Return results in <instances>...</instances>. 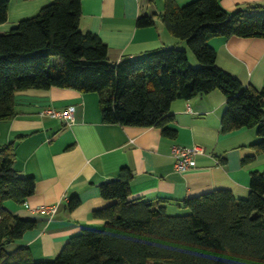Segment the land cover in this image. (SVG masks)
I'll list each match as a JSON object with an SVG mask.
<instances>
[{"label": "trees", "instance_id": "obj_1", "mask_svg": "<svg viewBox=\"0 0 264 264\" xmlns=\"http://www.w3.org/2000/svg\"><path fill=\"white\" fill-rule=\"evenodd\" d=\"M8 0H0V25L7 21ZM220 0H195L178 6L163 0L159 16L166 32L184 42L198 67L189 65L184 50L152 51L112 64L107 46L90 33H81L80 0H51L35 15L21 19L0 33V121L16 116L17 92L62 88L97 95L101 121L108 125L157 128L174 138L170 104L215 90L225 99L220 131L229 134L256 129L250 163L264 155V82L261 89L243 86L215 64L212 38L264 39V11L256 5L223 11ZM151 17L136 20L153 25ZM13 143L0 147V264H264V173L250 174L248 196L238 200L219 190L186 198L179 207L187 214L169 216L166 202L131 199L132 174L119 171L116 180L99 185V195L110 202L92 211L102 229H83L71 237L52 260H34L30 249L9 245L34 229L5 207L23 203L34 193L35 180L13 168ZM79 204L71 199L68 209Z\"/></svg>", "mask_w": 264, "mask_h": 264}, {"label": "crops", "instance_id": "obj_2", "mask_svg": "<svg viewBox=\"0 0 264 264\" xmlns=\"http://www.w3.org/2000/svg\"><path fill=\"white\" fill-rule=\"evenodd\" d=\"M185 6L195 0H174ZM7 21L0 33L14 28L24 18L35 15L51 0H8ZM258 5L264 0H220L228 13L239 7ZM163 0H80L79 30L97 36L107 47V61L138 58L146 53L176 47L186 52L187 45L166 32L159 16ZM151 17L149 27H138L136 20ZM214 49L218 68L243 86L259 90L264 82V39L220 38L208 41ZM189 65L198 67L186 52ZM16 116L0 121V147L13 143V168L22 177L35 180L34 193L23 203L6 202L13 214L35 221L34 229L7 247V253L19 247L30 249L34 260L54 259L64 244L83 229L102 226L92 211L110 204L99 195V185L116 180L127 169L133 178L130 198L147 202H166L170 216L187 213L180 208L186 198L226 190L238 200L248 196L250 174L264 173V155L250 163L251 146L258 140L256 129L241 128L222 134L221 115L225 99L219 91L190 100L176 99L169 108L172 121L167 128L174 138L164 137L157 128L108 125L101 121L96 94L71 89H28L14 97ZM264 104V101H263ZM74 108V120L63 125L59 120L42 117L43 108L60 111ZM202 153L194 156L193 168L173 171L172 146L192 147ZM71 199L79 204L68 209ZM54 207L53 213L39 211ZM6 250V249H5Z\"/></svg>", "mask_w": 264, "mask_h": 264}, {"label": "built area", "instance_id": "obj_3", "mask_svg": "<svg viewBox=\"0 0 264 264\" xmlns=\"http://www.w3.org/2000/svg\"><path fill=\"white\" fill-rule=\"evenodd\" d=\"M74 108L67 107L65 110H54L52 108H43L39 115L42 117H48L51 119L59 120L63 123V125H70L73 123L74 117ZM202 153V149L196 145L192 147H179V146H172L170 150V155L173 160V171L175 172H182L187 168H193L194 166V156ZM39 211L46 212V213H53L54 207H45L40 208Z\"/></svg>", "mask_w": 264, "mask_h": 264}, {"label": "rangeland", "instance_id": "obj_4", "mask_svg": "<svg viewBox=\"0 0 264 264\" xmlns=\"http://www.w3.org/2000/svg\"><path fill=\"white\" fill-rule=\"evenodd\" d=\"M186 52H187V53H190V54L192 55V53H191V51H190L189 48H187ZM192 57H193V55H192ZM194 58H195V57H194ZM191 67H192V66H191ZM193 68H196V67H193ZM186 214H187V213H184V214H182V215H186ZM182 215H178V216H182ZM102 227H103V226H100V227H97V228H91V229L99 230V229H102ZM5 249H6L5 251H7V247H6Z\"/></svg>", "mask_w": 264, "mask_h": 264}, {"label": "water", "instance_id": "obj_5", "mask_svg": "<svg viewBox=\"0 0 264 264\" xmlns=\"http://www.w3.org/2000/svg\"><path fill=\"white\" fill-rule=\"evenodd\" d=\"M169 49L172 48V47H168Z\"/></svg>", "mask_w": 264, "mask_h": 264}]
</instances>
